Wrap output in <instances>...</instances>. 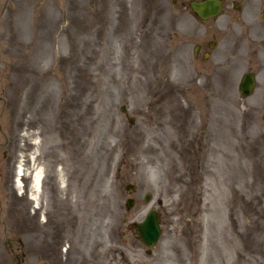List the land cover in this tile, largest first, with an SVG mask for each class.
Instances as JSON below:
<instances>
[{"label":"rangeland","instance_id":"374dc122","mask_svg":"<svg viewBox=\"0 0 264 264\" xmlns=\"http://www.w3.org/2000/svg\"><path fill=\"white\" fill-rule=\"evenodd\" d=\"M171 1L0 0V264H264L258 97Z\"/></svg>","mask_w":264,"mask_h":264},{"label":"flooded vegetation","instance_id":"af4514ba","mask_svg":"<svg viewBox=\"0 0 264 264\" xmlns=\"http://www.w3.org/2000/svg\"><path fill=\"white\" fill-rule=\"evenodd\" d=\"M218 1L221 3L220 13L217 18L210 20L217 23L222 17L220 20L222 24L217 27V33H212L211 39L194 44L193 56L202 63L212 62L210 78H219L223 71L241 70L239 92L244 78H251L253 90L249 97L254 95L258 97L257 112H262V121L264 117V0ZM171 2L176 4L177 0ZM191 11L192 13H189L197 21H201L192 8ZM191 15L188 14V17ZM186 43L191 45L189 41ZM221 52L225 57L223 62L217 60L221 57ZM262 128L264 130L263 123Z\"/></svg>","mask_w":264,"mask_h":264},{"label":"water","instance_id":"95a60500","mask_svg":"<svg viewBox=\"0 0 264 264\" xmlns=\"http://www.w3.org/2000/svg\"><path fill=\"white\" fill-rule=\"evenodd\" d=\"M197 7L206 9L205 17L211 16V14L214 15V13L219 9V5L217 3L211 4L210 2L198 5ZM148 199L149 197H147L145 201L147 202ZM132 205L133 201L128 200L126 209L130 210ZM135 228L140 241L149 248H153L160 236L158 213L155 210H150L141 223L135 224Z\"/></svg>","mask_w":264,"mask_h":264},{"label":"bare ground","instance_id":"6f19581e","mask_svg":"<svg viewBox=\"0 0 264 264\" xmlns=\"http://www.w3.org/2000/svg\"><path fill=\"white\" fill-rule=\"evenodd\" d=\"M21 175V171L18 170L17 172V178ZM41 174L40 173H36L34 176H33V185L34 187L37 189L39 187V184H40V179H41ZM19 182V180H18Z\"/></svg>","mask_w":264,"mask_h":264}]
</instances>
